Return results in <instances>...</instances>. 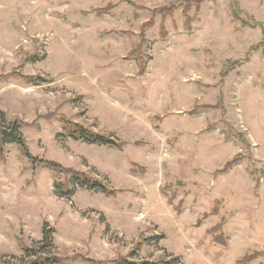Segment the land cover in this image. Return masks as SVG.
Listing matches in <instances>:
<instances>
[{
	"label": "rangeland",
	"instance_id": "1",
	"mask_svg": "<svg viewBox=\"0 0 264 264\" xmlns=\"http://www.w3.org/2000/svg\"><path fill=\"white\" fill-rule=\"evenodd\" d=\"M0 114L114 193L61 196L4 147L0 264L46 224L67 264H264V0H0ZM59 118L122 146L65 139Z\"/></svg>",
	"mask_w": 264,
	"mask_h": 264
},
{
	"label": "trees",
	"instance_id": "2",
	"mask_svg": "<svg viewBox=\"0 0 264 264\" xmlns=\"http://www.w3.org/2000/svg\"><path fill=\"white\" fill-rule=\"evenodd\" d=\"M233 5L238 6L237 1H233ZM243 13V11H242ZM241 14V13H240ZM239 14V15H240ZM239 15L233 12V18L235 21H239ZM257 27V25H254ZM249 61L243 60L238 62H232L230 72L238 65L248 64ZM15 77V75L13 76ZM27 81L29 84L40 85L42 82H46L41 77H20ZM62 124V137L72 139L74 141H80L87 145L102 146V147H121L122 143L114 139L113 135H106L93 132L77 123H74L66 118H59ZM23 123L15 119L13 122H9L5 114H0V153H3V148L9 145L16 146L20 151V154L28 159L33 166L40 164L44 168L51 171L56 177V188L58 194L61 196H70L73 193V188H81L91 192H100L106 195L114 194L108 188V185L100 180L94 179L84 173L74 171L72 169H66L62 165L38 159L30 153L29 147L25 136L22 133ZM232 165V162L229 165ZM64 177V181H60ZM55 229L50 228L49 225L44 226L43 240L36 246H22L24 252V264H67L66 260L56 254V247L54 242ZM177 262V259L173 260ZM88 264H107L104 262L94 261L87 259ZM115 264H162L160 262H133L127 258H121Z\"/></svg>",
	"mask_w": 264,
	"mask_h": 264
}]
</instances>
